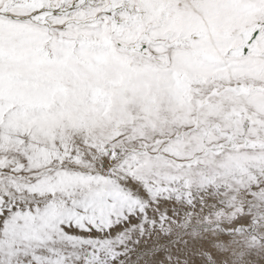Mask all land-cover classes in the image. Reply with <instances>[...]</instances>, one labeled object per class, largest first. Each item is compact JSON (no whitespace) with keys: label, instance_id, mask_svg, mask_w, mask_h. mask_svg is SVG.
<instances>
[{"label":"snow or ice","instance_id":"6c2138e0","mask_svg":"<svg viewBox=\"0 0 264 264\" xmlns=\"http://www.w3.org/2000/svg\"><path fill=\"white\" fill-rule=\"evenodd\" d=\"M0 264H264V0H0Z\"/></svg>","mask_w":264,"mask_h":264}]
</instances>
